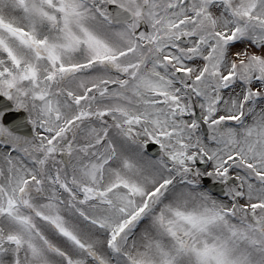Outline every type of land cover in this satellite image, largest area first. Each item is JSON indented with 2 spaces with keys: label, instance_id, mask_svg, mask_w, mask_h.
<instances>
[{
  "label": "snow or ice",
  "instance_id": "1",
  "mask_svg": "<svg viewBox=\"0 0 264 264\" xmlns=\"http://www.w3.org/2000/svg\"><path fill=\"white\" fill-rule=\"evenodd\" d=\"M0 264H264V0H0Z\"/></svg>",
  "mask_w": 264,
  "mask_h": 264
}]
</instances>
